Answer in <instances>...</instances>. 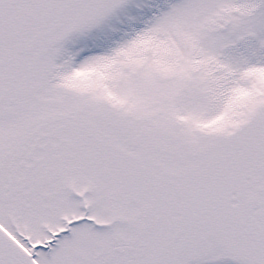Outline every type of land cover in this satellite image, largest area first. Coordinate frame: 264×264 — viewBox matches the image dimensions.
Masks as SVG:
<instances>
[{
	"label": "snow or ice",
	"instance_id": "obj_1",
	"mask_svg": "<svg viewBox=\"0 0 264 264\" xmlns=\"http://www.w3.org/2000/svg\"><path fill=\"white\" fill-rule=\"evenodd\" d=\"M0 264H264V0H0Z\"/></svg>",
	"mask_w": 264,
	"mask_h": 264
}]
</instances>
